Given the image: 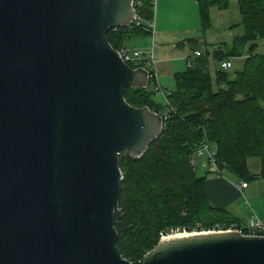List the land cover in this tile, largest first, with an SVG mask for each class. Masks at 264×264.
<instances>
[{"label":"water","instance_id":"obj_1","mask_svg":"<svg viewBox=\"0 0 264 264\" xmlns=\"http://www.w3.org/2000/svg\"><path fill=\"white\" fill-rule=\"evenodd\" d=\"M137 16L136 0H0V264H134L120 154L144 155L165 119L127 100L150 70L107 35ZM141 264H264V235H165Z\"/></svg>","mask_w":264,"mask_h":264},{"label":"trees","instance_id":"obj_2","mask_svg":"<svg viewBox=\"0 0 264 264\" xmlns=\"http://www.w3.org/2000/svg\"><path fill=\"white\" fill-rule=\"evenodd\" d=\"M204 27L212 25L210 8L226 9L230 0H198ZM243 33L230 44L202 47L201 37H191V52L185 70L174 73L175 88L168 90L166 104L147 88H126L127 100L137 106L166 110L163 134L148 151L135 158L120 154L124 174L116 212L118 244L124 256L141 264L145 254L173 229L189 231L243 226L245 219L228 207L214 204L208 189L212 172L202 174L191 162L198 144L207 140L218 149L224 171L245 182L264 178V0H238ZM139 23L111 29L108 39L116 48L136 35L151 33L154 1L136 0ZM226 43V42H225ZM200 50L199 56L194 52ZM211 58H213V65ZM233 65L224 68L222 60ZM191 62V64H189ZM258 158L259 172L250 168Z\"/></svg>","mask_w":264,"mask_h":264},{"label":"rangeland","instance_id":"obj_3","mask_svg":"<svg viewBox=\"0 0 264 264\" xmlns=\"http://www.w3.org/2000/svg\"><path fill=\"white\" fill-rule=\"evenodd\" d=\"M192 2L183 0L181 4L176 5L171 10L168 8L163 10L162 5L155 3V25L153 26V31L133 36L126 41L124 46L120 47L130 49L132 54H134L135 50L141 52V58L137 59L138 57H136V59L130 61L132 65L150 66L149 63L153 58L157 60L159 81L164 89L157 90L156 82L152 79L149 88L153 90V97L162 105L166 104L165 90L175 88L174 73L185 70L188 66L187 56L190 54L192 46L189 38L205 36L211 41H216V44L217 42L220 44L219 41L221 40L230 44L233 38L242 34L244 30L243 25L234 26L235 23L241 21L238 0H230V6L226 9L212 6L210 12L213 25L209 27H204L200 18L194 19ZM202 47L213 49L210 43L206 45L203 42ZM258 50L264 52V39L259 41ZM211 61L213 65V58H211ZM262 104L264 105V102ZM197 160L199 163L198 172L202 174L205 170L200 165L203 158L201 157ZM249 164L251 170L255 171L258 167L259 159H250ZM225 175L231 180L238 179L243 181L242 178L237 177L230 171H225L223 176ZM245 184H250V186L244 189L245 194L239 199L243 206L242 214H256L264 222V178L250 180L249 182H244ZM247 221L248 218L244 224ZM242 228L244 227L242 226Z\"/></svg>","mask_w":264,"mask_h":264},{"label":"built area","instance_id":"obj_4","mask_svg":"<svg viewBox=\"0 0 264 264\" xmlns=\"http://www.w3.org/2000/svg\"><path fill=\"white\" fill-rule=\"evenodd\" d=\"M154 1V6L155 3H157V0H153ZM139 14L136 18L135 21H137L139 19ZM139 23V21H137ZM151 26H154L153 21L151 22ZM118 27H114L113 29H117ZM119 50L121 51L124 60L131 64L130 61L136 59V57H138L137 59L141 58V52L135 50L134 54L131 53L130 49L122 47L119 48ZM202 52L200 50H196L194 52V56H199L201 55ZM157 60L156 59H152L149 63L150 66H146L149 68L150 70V77L152 80H154L156 82V89L157 90H163V86L159 81V75H158V71H157ZM189 64H191V62H189ZM222 66L224 68H230L233 65V61L231 59H224L221 62ZM132 65V64H131ZM133 66H137V65H133ZM165 93H168V90H165ZM159 112L163 115L165 121L168 118V112L166 110H159ZM203 158V160L205 161V164L208 166L209 170L214 173V174H218V175H223V169L220 167L219 164V160H218V149L209 141L207 140H203L201 141L195 152L192 154L191 156V162L193 165H196L198 167V158ZM244 185V183H243ZM246 228L248 229V232L245 233H251V234H261L264 235V222L257 216V215H253L251 216L247 223L245 224ZM232 228H238L242 230V227L237 225V224H232L229 227H219L216 229H232ZM195 231V230H194ZM243 231V230H242ZM182 232H191L188 229H173L170 233L168 234H163L162 236L165 235H170V234H177V233H182Z\"/></svg>","mask_w":264,"mask_h":264},{"label":"crops","instance_id":"obj_5","mask_svg":"<svg viewBox=\"0 0 264 264\" xmlns=\"http://www.w3.org/2000/svg\"><path fill=\"white\" fill-rule=\"evenodd\" d=\"M182 1L183 0H157V3L159 5H162L163 10L167 9V8L169 10H171L173 7L175 8L176 5L181 4ZM190 1L191 2L193 1L192 6L194 9L193 8L192 9L194 10V19L197 20V18L198 19L200 18L201 22H202L199 1L198 0H190ZM160 10H161V8H160ZM191 13H193V12H191ZM153 23L155 25L154 20H153ZM212 25H213V23H212ZM198 37H201L202 40H205L207 43L212 44L213 48L215 46L229 44L227 41H222V40L219 41L220 44L218 42L216 44V41H214V40L211 41V40L205 38V36H198ZM157 71H158V69H157ZM249 163H250V161H249ZM200 165L202 168L203 167L205 168V166H207L205 164L204 160L201 161ZM260 169H261V164L259 161L258 167H257V169H255L254 172H259ZM224 173H225V171L223 172V175H224ZM223 175H218V174L212 173L208 179V189H209V193H210L211 199L214 202V204H216L218 206L230 208L234 213L243 217L245 220H247V218L249 219L253 215H256V214H247V215L245 214V215H243L242 214L243 206L239 202V199L245 194L244 189L248 188L250 186V184L243 185V183L245 182L244 180H243L244 182L242 180H238V179L231 180V179L227 178L226 175L225 176H223Z\"/></svg>","mask_w":264,"mask_h":264}]
</instances>
